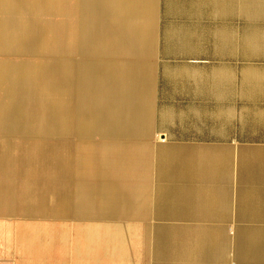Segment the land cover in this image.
Listing matches in <instances>:
<instances>
[{
    "label": "crops",
    "instance_id": "obj_1",
    "mask_svg": "<svg viewBox=\"0 0 264 264\" xmlns=\"http://www.w3.org/2000/svg\"><path fill=\"white\" fill-rule=\"evenodd\" d=\"M78 65L150 68L154 132L211 155L153 202L152 122H93ZM0 128V264H264V0H0Z\"/></svg>",
    "mask_w": 264,
    "mask_h": 264
},
{
    "label": "rangeland",
    "instance_id": "obj_2",
    "mask_svg": "<svg viewBox=\"0 0 264 264\" xmlns=\"http://www.w3.org/2000/svg\"><path fill=\"white\" fill-rule=\"evenodd\" d=\"M84 66H77V94L78 96L83 95V96H88V98L85 100V102H87L88 100L93 99L94 96H92V92H93V88L97 87L98 85H100V83L98 81H94V80H87L86 77H84L82 75V69ZM85 67H92L93 66H85ZM110 68L107 72L106 75L102 78L101 81H103L102 83L106 84V88H105V96L108 98V103H109V109L108 111H110V109L114 108L115 110L119 109L121 111H123V109H121V101H122V97L119 94V88L118 85L122 84L123 81V75L126 72V70H130L132 67H108ZM136 68V67H135ZM142 68V74H143V78L144 81H142V83H144L146 85V87L148 86L147 89V95H150V68L148 67H139ZM153 71V68H152ZM86 76V73H85ZM153 77V75H152ZM153 82V80H152ZM154 83V82H153ZM153 83H152V87H153ZM120 88H123L122 85H120ZM106 97H104V103H106ZM151 110V107H150ZM151 114V111L150 113ZM152 114H153V104H152ZM151 114V115H152ZM151 115H150V120L149 123H151V138H150V142L152 143L153 146V153H154V159H156V163H155V167H154V178L153 179V184L155 185L154 189H152V193L156 194L153 195V202H159L160 201V195L158 193L163 194L164 189H168V191L170 192L171 189L173 191H175L177 188L181 187L179 185L181 179H180V174L179 171H174V173L170 170L171 169V158L173 155H181V154H192L194 153V155H205V154H210L211 155V148H203V147H193V146H171L168 145L167 143H165L161 138V135L155 133L154 128H153V115H152V120H151ZM22 135L18 134V133H11V132H4L2 131V129L0 128V140L3 139H7V138H16V139H21ZM161 160H165V165L160 164ZM194 167V165H192V168ZM161 168L163 169V171H161ZM165 170V172H164ZM192 170V169H191ZM202 171V170H201ZM162 174L161 172H164L165 174H168V176H170L169 179H171L172 182H170V180H167V182L169 181L170 183L165 184L160 178H159V173ZM172 172V173H171ZM171 194V193H170ZM154 203V204H155ZM72 218L74 216H71ZM151 223H152V219H151Z\"/></svg>",
    "mask_w": 264,
    "mask_h": 264
},
{
    "label": "bare ground",
    "instance_id": "obj_3",
    "mask_svg": "<svg viewBox=\"0 0 264 264\" xmlns=\"http://www.w3.org/2000/svg\"><path fill=\"white\" fill-rule=\"evenodd\" d=\"M110 68L93 66L83 67L82 75L86 77L87 80L98 81L100 85L93 88L92 96L93 99L86 102L85 110L90 113L93 117V122L106 123V124H123V125H133V124H144L149 123L150 120V95H147L148 86L142 81H144L142 68L132 67L130 70H126L123 75V83L118 85L119 94L122 97L121 110H115L114 108L106 112V107L104 103L105 88L106 84L102 83V78L106 75V72ZM86 73V76H85ZM122 85L123 88H120ZM164 141V140H163ZM206 165V164H205ZM205 169V168H204ZM163 171V170H162ZM165 171V170H164Z\"/></svg>",
    "mask_w": 264,
    "mask_h": 264
}]
</instances>
